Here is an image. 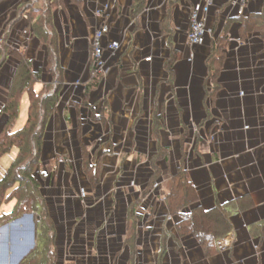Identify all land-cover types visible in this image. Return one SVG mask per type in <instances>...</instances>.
Here are the masks:
<instances>
[{
  "label": "crops",
  "instance_id": "0c3cea01",
  "mask_svg": "<svg viewBox=\"0 0 264 264\" xmlns=\"http://www.w3.org/2000/svg\"><path fill=\"white\" fill-rule=\"evenodd\" d=\"M199 1L0 0V48L5 42L11 52L30 61L33 73L38 77L35 92L44 91L50 80L48 65L56 63L59 68L63 89L45 125L41 158L58 160L59 172L67 164L81 171V148H88L94 140V130L103 127L109 135L108 147L111 149L100 156L102 158L94 159L101 165L103 173H107L105 180L110 175L108 166L114 161L128 164L129 169L154 164L169 174L168 180L177 175L182 163L190 165L202 156L208 158L204 151L205 129L197 126L193 131L190 125L187 132L183 124H190L193 115H202L209 103L206 89L211 88L205 85L208 84L206 62L210 45L220 38L227 41L222 54L225 59L217 77L221 87L216 95L219 100L226 99L236 81L235 69L245 67L247 62H255L262 53L255 41L264 37L257 27L259 21L264 25V0H247L243 14H238L239 5L234 0H215L207 16L213 36L212 33L209 35L211 38L206 45H191L188 41L190 13ZM106 4L109 9H105ZM97 10L101 16L96 15ZM40 11L47 13L46 16L39 14ZM41 19L40 29L36 22ZM106 21L111 28L107 38L122 45L113 55L106 51V72L95 84L92 79L85 85L93 72L91 38L95 28ZM46 32L56 38V49L47 45L43 37ZM48 49L54 56L53 62L47 59ZM196 55L199 57L195 58ZM148 56L152 57L150 61L145 60ZM11 58L9 56L6 62L11 63ZM194 69L199 78L195 73L193 75ZM29 106L28 96L27 111ZM154 120L161 126L158 128L160 152L154 139L140 135L153 133ZM171 127L183 134L182 143L177 136L170 141ZM176 129L173 128V132L176 133ZM72 134L73 138H69ZM196 138L198 154L194 153L193 146ZM182 144L191 147L189 160L186 159L188 155L181 152ZM74 149L78 152H73ZM196 170L188 166L182 169L190 176L198 197L197 204L183 207L182 214L195 209L210 211L223 204L233 206L229 215L231 231L227 236L213 240L215 251L208 248L211 253H203L196 247L189 248L185 239L181 240L180 229L168 219L165 197L170 186H166L165 181L163 191L155 190L150 194L144 184H139L144 191L133 204L131 216L128 206L132 199L125 200L124 193H120V222L113 230L120 236L122 244H126L131 223L137 234L133 242L143 264H264V233L253 234L255 227L264 224V184L258 183L262 179L251 176L250 182L234 188L219 181L215 189L206 182L210 172ZM132 193H136L135 190ZM243 199L246 204L241 205ZM150 235L152 239L147 237ZM98 236L95 237L97 242ZM188 237V241L195 238L193 235Z\"/></svg>",
  "mask_w": 264,
  "mask_h": 264
},
{
  "label": "rangeland",
  "instance_id": "374dc122",
  "mask_svg": "<svg viewBox=\"0 0 264 264\" xmlns=\"http://www.w3.org/2000/svg\"><path fill=\"white\" fill-rule=\"evenodd\" d=\"M39 14H43L45 17L47 13L40 11ZM257 27L264 35V25L261 21ZM211 35L213 36V33ZM43 37L46 42H51L53 38L51 35ZM210 38L209 36L205 41V45ZM260 40L255 41V46L261 47L259 52H262L258 54V60L247 62L245 67L235 69L234 78L236 81L232 83V91L229 92L226 99L220 100L216 96L221 87L217 83V77L225 59V55L222 54L227 41L220 38L217 42L211 43L209 63L206 62L209 73L206 79L209 85L207 83L205 85L207 88H211L206 89L207 96L210 98L209 103L205 106L202 115L190 117L189 126L183 124L187 132L191 128L190 125L193 126V131L197 126L205 129L207 137L204 151L207 152L208 158L202 156V159H196L190 165L182 163L178 172H181L185 166L198 169L196 172L199 173L201 169L202 171L208 170L210 177L206 182L209 187L212 186L215 189L219 181L227 185L230 184L234 188L237 185H244L246 181L250 182L251 176H255V178L259 176V180L262 179L258 182L259 185L261 182L264 184V37L262 36ZM3 46L4 48L0 52V109L7 103L9 96L13 95L11 88L20 65V57H22L14 51L11 52V48L5 42ZM92 51L91 45V67L93 66ZM9 56H12L11 63L6 62ZM197 57L199 56L196 55L195 58ZM190 58L193 59L192 55ZM47 59L53 62L54 56L50 49H48ZM106 68L102 74L106 72ZM195 71L196 69H194L193 75L195 73L199 78L200 75ZM47 73L51 75L50 80L44 86V91H41L40 95L35 98L42 100L43 96L55 94L58 99L63 84H61L59 68L56 63L48 65ZM102 74L97 75L96 78H100ZM94 77L92 72L91 79L84 84L91 83ZM26 95L27 93H24L21 97L18 116L15 120L16 125L14 122L11 126L12 131L22 127L27 119L28 96ZM15 96L17 97V95ZM204 102L206 103L207 99ZM7 116L4 113L0 114V134L6 129ZM41 124L42 122L39 123V126ZM45 125L39 159L30 172L39 185L38 188H34L33 185L29 186L25 172L20 170V166L27 169L31 162L28 160L30 156L26 158L27 163L23 161L25 164L13 166L10 178L17 179V181L11 187L5 189L3 185H0V264H143L144 261L141 260L133 242L137 234L131 223L126 244H122L120 236L113 230L120 222L118 220L121 215L119 206L122 204L120 193H124L125 200L132 199L128 206L130 208L128 213L131 216L133 204L141 198V192L144 191L139 184H144L145 190H148L149 194L155 190L163 191L166 186H170L165 197L169 212L168 219L175 222L176 228L180 229L181 240L185 239L189 248L196 247L203 253H211L214 250L212 248L213 239L229 234L224 230L226 221L221 210L216 212L213 218L198 210L190 221L186 218L191 217L192 213L188 215L190 212L184 214L180 212L187 205L197 204V201H193L194 197H187L190 192L195 194L196 190L191 189L192 187L188 188L182 182L184 179L190 181L189 175H186V178L182 176L175 178L174 176L167 180L169 174L154 164H144L138 168L129 169L128 164L125 165L120 161L119 164L114 161L108 166L110 179L108 178L106 181L104 175L107 173H103L101 165L99 166L94 159L105 155L111 149L108 147L110 146L109 139H107L109 135L104 127L94 130L92 135L94 140L88 148L86 146L81 148V171L76 170L74 165L67 164L64 166L65 169L59 172L58 160L41 158ZM159 126V121L154 120L153 133L148 135L140 133V135L154 139L160 152ZM173 128L176 129V127H171L168 133L170 141L175 140L177 136L176 138H180L182 143L183 134L178 129H176V133L173 132ZM73 136L72 134L68 137L73 138ZM72 138L69 140L72 141ZM194 141V153L198 154L197 138ZM190 151V146L182 144L181 152L188 155L186 156L188 160L191 157ZM73 152H78V150L74 149ZM19 153V148L14 146L9 152L0 156V178L6 175ZM36 153L37 150H35L34 156ZM57 157L62 159L61 156ZM65 159L63 158V160ZM58 172L60 174L57 175ZM52 173L55 176H52ZM164 181L166 186L163 185ZM173 188L175 192L169 196ZM130 190H135L136 193H132ZM241 200V205L246 204L244 199L243 202ZM232 207L229 206V208ZM15 208L16 210L13 211ZM91 218L93 219L91 220ZM181 220H183L182 223H180ZM190 223L191 227L195 229V234L188 232L189 230L185 231L187 224ZM263 229L264 225H258L253 234L260 233L264 231ZM189 235H193L195 238L188 241ZM96 236H98L99 242L95 239ZM147 237L153 238L152 235ZM144 240L145 237L142 241L144 242ZM143 248L147 249V247ZM208 248L211 252L207 250ZM128 251L130 252L128 253ZM122 254L124 257H120ZM151 257L148 258L151 259ZM150 259L149 261H151Z\"/></svg>",
  "mask_w": 264,
  "mask_h": 264
},
{
  "label": "trees",
  "instance_id": "16d2710c",
  "mask_svg": "<svg viewBox=\"0 0 264 264\" xmlns=\"http://www.w3.org/2000/svg\"><path fill=\"white\" fill-rule=\"evenodd\" d=\"M36 23L40 26L38 28L41 29L43 25L42 19L40 21L38 20ZM47 34H45V36L49 35ZM47 45L56 49V45H57L56 38L53 37L51 42L47 41ZM2 49L0 48V52ZM96 77L97 76L93 78V84H95L99 80V78H96ZM37 80H38V77L33 73L30 61L23 57H20V65L17 69V73L15 75V79L13 81V85L11 88L13 95L9 96L7 103L0 109V114L4 113L8 115L7 116L8 120H7V124L5 127L6 129L0 134V156L9 152L14 146H17L20 150V153L18 157L15 159L13 165L10 167L6 175L0 180V185H3L5 189L11 187V185H13L15 181H17V179L10 178V175L13 170V166L14 165L20 166L21 164L24 163L23 161L26 162L27 160L26 158L29 156L30 157L28 158V160L31 161L28 164L29 166L27 167V169L21 168L20 166V170L22 169L25 172V178L27 179L29 186L33 185L34 188L36 187L38 188L39 186L30 172L31 170L34 169V165L35 163H37L39 159V154H40L39 150L41 146L42 135H43L42 132L44 129V125L46 124L49 116L51 115V112L55 108V105L58 99L55 96V94H52V96L48 95L44 97L42 100H39V98H35L36 96L38 97L40 95V93L35 92V89H34L35 82ZM24 93H27L30 99L28 118H27L25 125L21 129L12 131L11 126L14 124L15 120L17 119L18 112H19V106H20V100ZM15 95H17V97ZM14 97L16 98L14 99ZM40 122H42V124L39 126ZM35 150H37V153L35 154L36 156H34ZM32 152H33L34 157L32 156ZM180 176H182L183 178H186V173L184 171L178 172L175 178L176 177L179 178ZM182 182L188 188L192 187L191 189L194 190L193 186L190 185L191 184L190 181H188L187 179H184ZM174 188L172 189V192L169 193V196L175 192ZM189 196L190 198L194 197L193 201L194 200L196 201L198 199L196 192L195 194L190 192V194H188L187 197ZM229 206H230L229 204L217 205L215 208H213L210 211H202L201 209H195V210H192L190 213H188V215H190L191 213L193 214L191 217H189L190 219L189 218H186V219H188L189 221L191 220V218L193 219L194 215L196 214V212H198V210H200L203 214H206L209 217L211 216L213 218V216L216 215L215 213L216 212L218 213V211L221 210L225 216L226 227L224 230L227 233L231 230V223H230L229 215L232 211L231 210L232 208H229ZM15 210L16 208L13 211ZM182 222L183 220H181L180 223ZM189 225L187 224V229H185V231L189 230L188 232L195 234V229L191 227L192 224L190 223ZM261 232L264 233V231H261ZM39 234H41L40 231H39ZM209 238L210 237H208L207 239Z\"/></svg>",
  "mask_w": 264,
  "mask_h": 264
},
{
  "label": "built area",
  "instance_id": "2783aa9c",
  "mask_svg": "<svg viewBox=\"0 0 264 264\" xmlns=\"http://www.w3.org/2000/svg\"><path fill=\"white\" fill-rule=\"evenodd\" d=\"M215 0H200L196 2L190 13V29L188 32V41L191 45H200L205 43L208 36L212 33V26L208 23L207 16L214 4ZM238 7V14H243L247 0H234ZM109 4L105 5V9H109ZM97 16H101L100 11H96ZM262 16L264 18V8L262 10ZM110 24L108 21L103 22L101 25L95 28L92 35V62H93V74L95 76L102 74L108 63V59L105 56L108 50L111 55L115 54L121 48V42L117 40L108 39L107 36L110 33ZM151 57L145 58L149 61ZM83 192V190H82Z\"/></svg>",
  "mask_w": 264,
  "mask_h": 264
},
{
  "label": "water",
  "instance_id": "95a60500",
  "mask_svg": "<svg viewBox=\"0 0 264 264\" xmlns=\"http://www.w3.org/2000/svg\"><path fill=\"white\" fill-rule=\"evenodd\" d=\"M38 219H39V217H38ZM35 227H36V226H35ZM35 227H34V229H33V236H34V232H35V231H34V230H35Z\"/></svg>",
  "mask_w": 264,
  "mask_h": 264
}]
</instances>
